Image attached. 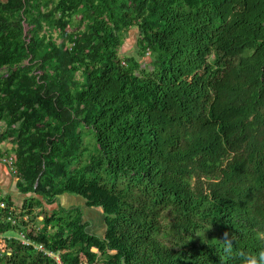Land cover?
I'll return each mask as SVG.
<instances>
[{"label":"trees","instance_id":"16d2710c","mask_svg":"<svg viewBox=\"0 0 264 264\" xmlns=\"http://www.w3.org/2000/svg\"><path fill=\"white\" fill-rule=\"evenodd\" d=\"M5 142L23 199L0 232L41 219L63 264H261L264 0H0ZM64 194L102 235L45 206ZM0 264L55 263L0 239Z\"/></svg>","mask_w":264,"mask_h":264},{"label":"built area","instance_id":"2783aa9c","mask_svg":"<svg viewBox=\"0 0 264 264\" xmlns=\"http://www.w3.org/2000/svg\"><path fill=\"white\" fill-rule=\"evenodd\" d=\"M0 163L5 165L13 176L16 175L15 157L13 154H8L1 148ZM17 214L18 213L13 206H8L3 200L0 199V223H9L12 227L15 226L19 221ZM21 221L25 224L22 228H24L26 232H32V234L37 233L42 227L39 224L34 225L31 223L28 215H23V217H21ZM7 232L8 231L0 232V239L18 242L23 246L33 247L35 251L40 252L43 256L52 259L55 264H63L58 253L50 252L45 249L42 244L34 243L30 238L27 237L26 232L17 230L16 233L18 234V237L6 236ZM6 251H8L6 254L10 255L9 249Z\"/></svg>","mask_w":264,"mask_h":264},{"label":"rangeland","instance_id":"374dc122","mask_svg":"<svg viewBox=\"0 0 264 264\" xmlns=\"http://www.w3.org/2000/svg\"><path fill=\"white\" fill-rule=\"evenodd\" d=\"M54 36V34H53ZM55 38V36H54ZM136 39H137V31L136 29H130L128 30L125 34H124V38H123V43L121 45V48L118 50V55L119 56H124V55H129V56H134L135 54V44H136ZM142 61V60H141ZM143 61L145 62V66L147 67L150 59L149 57H144ZM91 136L88 137L86 136L83 140V144L84 146L86 145L89 150H92V141L90 140ZM87 158V156L84 158L83 160H85ZM75 197V196H73ZM77 198V197H75ZM10 200V202L12 203V205L16 208L17 213L19 212V209L21 208L22 205V201L19 198H8ZM60 200V198H59ZM77 206H79L81 208V212H82V217L84 221L89 222V229L92 233H95L97 235H102L104 232V224H103V220H102V216L101 213L98 209H88L87 207L84 206V202L78 198L77 200ZM46 207H48L49 210L52 209V207H55L54 205H45ZM37 209H34V213H36ZM30 219V216H29ZM37 221L40 223V219H37ZM33 223V222H32ZM34 224V223H33ZM34 225H38V224H34ZM17 230H10L6 233V236H10V237H18V234L16 233Z\"/></svg>","mask_w":264,"mask_h":264},{"label":"crops","instance_id":"0c3cea01","mask_svg":"<svg viewBox=\"0 0 264 264\" xmlns=\"http://www.w3.org/2000/svg\"><path fill=\"white\" fill-rule=\"evenodd\" d=\"M0 147L4 151H6L8 154L11 153L10 142H5ZM16 181H17L16 177L10 173V171L5 165L0 163V197H5V198L15 197V198L21 199L22 201L23 196L18 191ZM77 200H78V197L75 198L73 196L65 195V194L61 195L58 197V202H57L58 205H55V207H52L51 210H54L58 206L64 209L79 207L77 206L78 204H75L77 203Z\"/></svg>","mask_w":264,"mask_h":264},{"label":"clouds","instance_id":"9594fccd","mask_svg":"<svg viewBox=\"0 0 264 264\" xmlns=\"http://www.w3.org/2000/svg\"><path fill=\"white\" fill-rule=\"evenodd\" d=\"M1 148V147H0ZM12 148V147H11ZM2 149V148H1ZM10 151H11V149H10ZM6 152V151H5ZM11 154H13V152L11 151ZM17 179V178H16ZM17 182V181H16ZM1 198V197H0ZM11 206H13V205H11ZM55 206V205H54ZM14 207V206H13ZM15 208V207H14ZM15 210H16V208H15ZM38 211V210H37ZM36 211V212H37ZM21 212V208L19 209V212H18V214ZM29 216V215H28ZM40 221H41V219H40ZM32 223V222H31ZM39 225H41L40 223H38ZM42 226V225H41ZM259 257H260V262H261V264H264V251H261L260 253H259ZM251 264H256V261H255V258H253V260L251 261Z\"/></svg>","mask_w":264,"mask_h":264}]
</instances>
